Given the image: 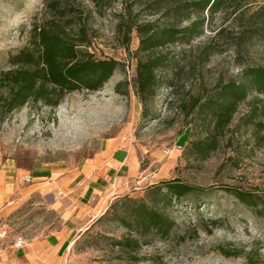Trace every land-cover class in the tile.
I'll return each mask as SVG.
<instances>
[{
	"label": "rangeland",
	"instance_id": "374dc122",
	"mask_svg": "<svg viewBox=\"0 0 264 264\" xmlns=\"http://www.w3.org/2000/svg\"><path fill=\"white\" fill-rule=\"evenodd\" d=\"M131 1L100 0L96 5L69 0L71 12L61 17L54 7H45L44 0H0V75L9 68V57L28 45L46 61L47 45L35 27L40 34L49 32L53 39L66 41L79 19L87 17H92L90 52L97 59L120 62L100 91L68 94L56 108L30 104L4 118L0 110V161L27 172L79 170L100 154L105 141L117 139L137 165L125 189L117 190L119 195L82 228L66 223L64 211L73 201L60 193L36 192L11 204L0 214V234L7 232L0 246L65 230L73 243L64 264H264V212L256 215L228 192L237 187L264 199V126L244 124L254 103L259 108L256 120L264 125V89L240 105L216 150L205 159L191 151L193 142L206 138L205 129L182 106L185 101L192 106L195 97L213 92L220 82L264 70V0H222L216 9L204 11L195 6L201 0H146L140 23L179 33L151 50L168 61L174 58L162 74L173 79L175 87L161 89L156 118L150 119L142 117L134 89L137 62L144 55L140 49L150 34L134 32L126 50L125 39H119L124 34L117 32L115 15ZM201 20L205 24L200 29L182 36ZM178 145L183 150L178 151ZM174 179L197 189L164 209L152 192ZM133 202L147 203L172 219L175 227L169 238L155 233L143 237L127 228L123 221H131ZM126 238L139 243L118 246Z\"/></svg>",
	"mask_w": 264,
	"mask_h": 264
},
{
	"label": "trees",
	"instance_id": "16d2710c",
	"mask_svg": "<svg viewBox=\"0 0 264 264\" xmlns=\"http://www.w3.org/2000/svg\"><path fill=\"white\" fill-rule=\"evenodd\" d=\"M69 0H44L45 7H54L61 17L69 14L67 11ZM96 5L100 0H92ZM201 0L195 6L202 11L209 7L216 9L222 0ZM70 3V2H69ZM64 4H67L63 6ZM146 0H132L122 12L115 15L119 22L117 32L120 40H124L123 46L129 50L134 32L143 35L150 34L141 51L143 57L137 62V71L134 79L135 94L142 105V117L144 119L156 118V100L161 89L167 87L174 90V81L163 75L167 66L173 63L151 52L156 47H162L175 40L179 33L169 28H159L153 25L145 26L140 23L139 15L147 11ZM60 7V8H58ZM138 10L137 15L135 11ZM92 18V17H91ZM79 19L73 27L69 40L53 39L49 32L35 33L43 38L47 45V58L45 62L36 55L33 47L28 45L18 53L9 57V68L0 75V110L2 117L22 109L27 105L42 103L46 106L58 107L66 95L87 90L97 92L104 88L105 84L114 76L120 62L114 58L97 59L90 49L93 45V33H91L89 20ZM88 21V22H87ZM205 24V20L192 24L182 31V36L189 37ZM264 31V21L262 25ZM123 38V39H122ZM170 66V65H169ZM240 80L220 82L211 93L194 99V104L183 103L187 115L195 114L199 125L205 129L206 138L192 144V154L200 158H207L216 150L220 137H224L226 129L231 125L240 105L246 103L252 92L264 89V70L250 71ZM2 103V105H1ZM197 110V111H196ZM259 108L251 105L250 114L244 119L246 126L263 128V123L258 122ZM189 123H187L188 125ZM190 125V124H189ZM197 187L180 179L164 181L153 192V200L164 209H169L174 202L181 201L193 193ZM228 192L256 215L264 212V199L255 193L240 188H229ZM129 223L123 221L127 228L135 230L140 236L155 233L162 238H169L175 225L174 221L159 210L150 207L144 202H133L130 207ZM137 239L126 238L118 243V246L131 248L132 244H138ZM227 256L229 253H225Z\"/></svg>",
	"mask_w": 264,
	"mask_h": 264
},
{
	"label": "crops",
	"instance_id": "0c3cea01",
	"mask_svg": "<svg viewBox=\"0 0 264 264\" xmlns=\"http://www.w3.org/2000/svg\"><path fill=\"white\" fill-rule=\"evenodd\" d=\"M118 142L117 139L105 141L100 154L79 170L50 168L27 172L10 161H0V214L33 193L57 192L73 201L64 211L66 223L73 222L79 228L87 225L119 195L117 190L125 189L137 172L133 156L121 151ZM18 239L0 246V264H64L73 243L71 234L65 230L25 240L23 247L15 245Z\"/></svg>",
	"mask_w": 264,
	"mask_h": 264
},
{
	"label": "built area",
	"instance_id": "2783aa9c",
	"mask_svg": "<svg viewBox=\"0 0 264 264\" xmlns=\"http://www.w3.org/2000/svg\"><path fill=\"white\" fill-rule=\"evenodd\" d=\"M178 151L183 150L182 145L177 146ZM7 235V232H3L0 234V238H4ZM17 247H23L25 245V240L23 238H19L17 243L15 244ZM2 257L1 249H0V258Z\"/></svg>",
	"mask_w": 264,
	"mask_h": 264
}]
</instances>
